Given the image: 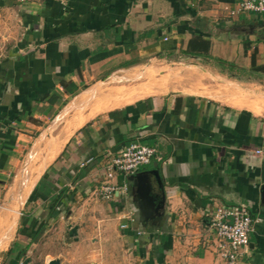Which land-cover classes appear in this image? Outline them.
I'll return each instance as SVG.
<instances>
[{"label": "crops", "instance_id": "crops-1", "mask_svg": "<svg viewBox=\"0 0 264 264\" xmlns=\"http://www.w3.org/2000/svg\"><path fill=\"white\" fill-rule=\"evenodd\" d=\"M238 1L0 0V264L66 235L82 252L61 264H228L210 216L238 204L256 219L238 264H264V16H230ZM195 37L208 55L185 53ZM164 56L165 82L116 91ZM182 57L201 62L181 74ZM132 142L158 150L146 220L130 176L107 178ZM106 183L127 195L102 200Z\"/></svg>", "mask_w": 264, "mask_h": 264}, {"label": "built area", "instance_id": "built-area-1", "mask_svg": "<svg viewBox=\"0 0 264 264\" xmlns=\"http://www.w3.org/2000/svg\"><path fill=\"white\" fill-rule=\"evenodd\" d=\"M229 14L232 17L262 15L264 0H240L235 9L229 10ZM157 153L155 147L132 142L108 166L107 178L113 179L117 173L126 177L132 176L150 165L157 157ZM256 154L264 155V150H257ZM127 193V184L106 183L101 187L99 195L102 200L109 201L116 195L126 196ZM255 223L256 219L246 204L220 205L215 208L210 216V228L216 234L218 246L228 264H238L242 255L249 254L250 237L255 230Z\"/></svg>", "mask_w": 264, "mask_h": 264}, {"label": "rangeland", "instance_id": "rangeland-1", "mask_svg": "<svg viewBox=\"0 0 264 264\" xmlns=\"http://www.w3.org/2000/svg\"><path fill=\"white\" fill-rule=\"evenodd\" d=\"M261 16L264 15H260L257 17V19L261 18ZM165 57V56H164ZM160 58L155 61L149 62L148 65H143L142 67L137 68L135 71H130V72H126V73H122V76L119 78L120 83L115 85L116 91L122 89V90H137L138 94H143L145 93V95L147 94L146 91H149L150 87L149 84L153 83H157L155 86L160 84L161 81V77L164 75V77H162L163 81L165 82L166 79L169 78V75L171 72V70H169V66L170 64H168V58ZM183 58V59H182ZM181 59H177V60H173L175 62V64L172 66L173 69H177V68H181V74L187 72V70H189V68L186 67H181L183 65H198L197 63H199L200 60H196L194 62V60H192L191 62H189V60L186 57H182ZM240 59H244V55L243 52L241 53V57ZM197 62V63H196ZM201 62V61H200ZM225 63V62H224ZM223 63V64H224ZM232 71H235V68H230ZM126 75H131L132 79H129ZM160 79V80H158ZM158 80V81H157ZM157 81V82H155ZM162 82V81H161ZM113 87V86H112ZM160 87V86H159ZM161 88V87H160ZM124 97H122L121 100H123ZM113 100L115 101H119V98L117 100V98H113ZM101 190V189H100ZM15 206V205H14ZM3 206H1L0 211L4 210V208H8L7 206L4 208H2ZM12 209V208H11ZM7 211V209H6ZM127 225H125L124 228H126ZM48 238V237H47ZM50 238V237H49ZM70 238L67 237V235L65 237L62 238V240H60V242L55 241V243H46L48 244L47 246H44V243L42 245H38L37 247L32 246L30 247V249L26 252V255L23 256V258L20 260V264H49V262L51 260H59V259H51L52 255L53 257H55L57 254L64 252V250H68V252H82V249H80L79 247V243L78 241H71L69 240ZM21 245H24L23 243H21ZM250 253V252H249ZM247 255V254H245ZM244 255H242L243 257ZM241 257V258H242Z\"/></svg>", "mask_w": 264, "mask_h": 264}, {"label": "water", "instance_id": "water-1", "mask_svg": "<svg viewBox=\"0 0 264 264\" xmlns=\"http://www.w3.org/2000/svg\"><path fill=\"white\" fill-rule=\"evenodd\" d=\"M130 182L135 188L132 192L136 193L137 199L141 201L142 214L144 220H146V217H151L149 212L152 211L150 208L155 204L154 194L161 197L164 196L163 181L160 173L157 170L138 172L130 176ZM49 264H61V262L60 260H52Z\"/></svg>", "mask_w": 264, "mask_h": 264}, {"label": "trees", "instance_id": "trees-1", "mask_svg": "<svg viewBox=\"0 0 264 264\" xmlns=\"http://www.w3.org/2000/svg\"><path fill=\"white\" fill-rule=\"evenodd\" d=\"M210 47L211 43L209 41H206L201 37H195L189 42L185 53L192 56H204L209 54ZM244 47L245 52L247 53L251 47V43L249 41L245 42ZM251 71L255 73H264V65H259L257 63V50L252 53Z\"/></svg>", "mask_w": 264, "mask_h": 264}, {"label": "bare ground", "instance_id": "bare-ground-1", "mask_svg": "<svg viewBox=\"0 0 264 264\" xmlns=\"http://www.w3.org/2000/svg\"><path fill=\"white\" fill-rule=\"evenodd\" d=\"M109 106H110V107H112V106H113V104H110V103H109V104H107V107H109Z\"/></svg>", "mask_w": 264, "mask_h": 264}]
</instances>
